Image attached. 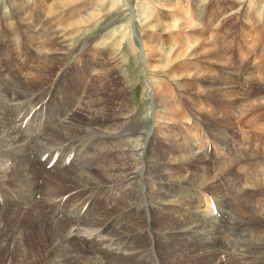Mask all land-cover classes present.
<instances>
[{
  "label": "rangeland",
  "instance_id": "374dc122",
  "mask_svg": "<svg viewBox=\"0 0 264 264\" xmlns=\"http://www.w3.org/2000/svg\"><path fill=\"white\" fill-rule=\"evenodd\" d=\"M258 29L263 31L259 34L260 36L258 35L260 37L257 44L258 48L254 49V53H250V35L253 32L257 33ZM46 39L61 41L60 46H62L63 51L68 52L66 58L69 57V60L71 55L73 57L67 64L66 62L63 63V66L66 64L64 67L72 63L68 70L69 75L66 83H60L57 87L59 93L60 86L65 84L64 86L68 91L65 92L64 90L62 93L68 101H71L69 92L70 75H73L75 69L79 72L78 67L81 65V62L77 60L84 56L82 63L85 62L87 67V65L90 66V61L94 64V56L100 57L102 64L105 62V64L112 65L109 67L110 78L102 83H99V79L102 80V77L96 78L94 85H92L97 88L94 91L96 98L99 97L94 101V105L100 107L102 102L104 106V110L98 112L97 118L99 120L109 117L114 112V109L109 110L110 107L116 108L119 104V108H125L124 117L135 118V126L133 127L148 135L150 139L153 134L159 137L160 140L158 139V142L156 141L151 145L153 151L158 150L159 160L166 158L169 153L180 159L184 156L185 150H191L193 144L197 147L201 146L199 154L203 160L171 165L175 171L182 173L186 169L188 170L185 172L187 174L194 171L196 173L209 172L208 163L211 160L213 161V158L217 160L226 156V152L223 155L221 153L220 139L225 137L236 139L238 134H242L245 129L253 125L255 131L252 140H257V144L260 145H258V149L264 148V0H0V58L2 60L0 61V67L2 66V71L5 68L8 70L5 73L6 79L10 81L14 79L13 70L16 69L17 65L24 63L28 64L29 68L34 67L42 51L41 48L37 47L38 49H36L29 40H37L40 43L38 46L46 44V47H49ZM51 46H54V43ZM220 50L222 51L220 52ZM89 52L94 54V56H90V61L86 57ZM62 54L59 53V55ZM41 60L43 64L40 65V68L49 67L48 69H51L47 70V76L44 80L53 79L56 74L53 70H56L54 67L56 68L57 62L55 60H51V62L45 60L43 62L42 57ZM13 62H16V66L12 68L11 63ZM252 67L256 68L255 75L259 85L251 89L247 83V76L250 74ZM84 68L83 66V70ZM26 69L27 67L19 70L21 79H29L28 70ZM93 77H97V75L93 74ZM56 78L50 85H44V87L51 86L52 88L46 102L47 108L36 115L31 114L29 121L23 120L26 115H30L26 110L27 103L26 106L24 104V108L21 105L14 110H12V104L15 100L5 98L8 101V110H5L4 105L0 103V117L8 123L14 135L18 132L20 123L23 121L27 122L29 126L30 123L38 121V117L52 116V113L48 112L47 109H56L61 114V109L65 106L55 96ZM40 83H45L42 81V76L33 84L37 86ZM15 87L16 83L11 86V93H14ZM110 99L116 101V103L113 105ZM1 101L2 98H0ZM25 101L26 99H24ZM248 104L255 107L241 116L238 113L240 106L244 107ZM107 105L110 107L107 108ZM165 106L169 107L166 108ZM18 111L19 113L16 115ZM22 113L24 115L19 118ZM61 116L63 117V115L58 114L57 118ZM76 119L77 121H74V123H81L79 117H76ZM237 127H241L242 131ZM250 129L252 128L250 127ZM74 130L72 134L79 133L77 127ZM54 133L48 141L55 142L66 139V137L61 136L62 131L55 133L61 136L59 138H55ZM90 136L92 137V135ZM170 137H175L176 140L174 141ZM92 138L94 139V137ZM21 140L23 141V139ZM86 142L87 140H82L80 144L73 145V143L70 145V142H66L61 145L65 147L68 144L66 148L70 145L69 147H77L82 152L83 150L87 151L90 146L89 155L87 154L89 162L82 163V167L89 165L88 167L93 169L102 162L108 165L110 160L102 158L92 160V157H94L92 152L97 150L96 143L90 145ZM24 144L28 154L29 151H33L34 154L39 152L35 145L31 144L29 146L25 142ZM204 149L208 150L207 158ZM28 158H30L29 155ZM261 159L257 161L259 165L257 164L256 170L261 175L258 183L260 184L261 181L264 184V158ZM37 160L33 158L31 163L40 174L38 178L33 180L31 185L38 183V179H42V173L51 172V170H63L59 169V164L45 170L46 164H34ZM81 160H78L77 163ZM53 163L54 160L49 162V165L52 166ZM156 170L152 172L153 175H156ZM96 171H100V169L98 168ZM163 171L168 172L167 169ZM210 171L215 177L214 180L219 182V191H221L228 190V184L223 177H226L229 182L233 181V184L239 183L240 185L247 169L237 172L235 168L223 170L213 167ZM54 174L50 175L52 181L47 180L48 182L63 181L61 184L66 185L72 183V177L66 172H62V175ZM170 178L165 180H170ZM168 183L171 184L170 192L164 193L175 196L173 203L180 205L186 199L191 198L190 195L185 193L187 185H180L173 181ZM39 186L41 188L44 186L43 180H41ZM1 187L5 189L8 188V185H1ZM103 187L105 186L79 188L69 199L71 201L69 206L70 216L65 215L63 219L54 214L53 210L56 206L47 207L43 203L32 207L38 210L33 211L32 215L27 218L18 213L22 210L19 206L4 210L5 213L1 216L3 223L0 230V264H21L20 258H23L25 245L35 246V254L38 258L36 264H50L51 257L43 251V247H39V250L36 249L39 245L38 240H40L37 234L41 230L37 228L33 230L29 227L32 218L38 216L39 213L41 217L50 214L66 226L72 227L68 220H73L78 216L76 215L73 218V213L85 200L87 190L89 188L100 190ZM143 188L145 187L143 186ZM260 188H263V191L262 193L257 192L258 197L264 199V186H260ZM205 189L207 188L201 187L200 193L197 192L196 201L198 203L201 201V207L210 212L211 206H208L207 196L201 192L202 190L206 192ZM251 192V190H247L244 195H238V200L246 201L251 197ZM41 198L42 196L39 200ZM109 202L101 198L93 199L88 205L89 210H93L92 216L98 213L102 206H107L106 204H109ZM210 203L212 202L210 201ZM2 205L3 201L1 199L0 206ZM116 205L117 202L112 208ZM157 205L160 206V204ZM189 206L193 208L192 203ZM221 206L224 207L222 204ZM171 208L173 213L178 209L177 206ZM194 209L199 210L198 208ZM167 215L171 216V212H167L164 218H160V220L164 221ZM241 218L247 223H252L255 226L254 228L262 226V222L254 218L252 214L241 215ZM173 219L185 226V223L181 220ZM157 224L163 225L165 222H157ZM123 225L124 227L120 226L119 231L127 229L128 225H125V223ZM174 225L176 224H171L170 228ZM95 229L96 227L93 231ZM93 231L87 230L83 234L88 236ZM210 231L215 230L211 229ZM179 234L193 240L195 245H201L199 240H206V238L199 237L198 231H185ZM212 236L215 238V234ZM5 237L7 240L10 239L8 244L3 241ZM104 237L105 235H100L96 239L99 240ZM127 240L129 245L131 240L130 238H127ZM224 241V238H219L215 247L220 246ZM95 242L97 241H92L89 244L84 243L86 249L92 250ZM84 244L81 242L75 248H82ZM107 246L105 244L104 248L98 250L100 256H104L106 261L112 260L127 264L126 256L114 255L110 252L107 257L106 253H109L105 249ZM192 248L189 251L191 254L193 251L195 256L197 251L200 250H197L194 246ZM209 250V248H204L205 253H209ZM159 253H161V250ZM62 254L63 262H60V264H71L67 254L65 252ZM220 257L224 264L229 260L226 253H219L218 250L215 259L218 260ZM196 258H200L199 255ZM74 261L73 259L72 262L74 263ZM204 262L208 261L203 260L198 264H209ZM193 263L194 261L187 262V264Z\"/></svg>",
  "mask_w": 264,
  "mask_h": 264
},
{
  "label": "bare ground",
  "instance_id": "6f19581e",
  "mask_svg": "<svg viewBox=\"0 0 264 264\" xmlns=\"http://www.w3.org/2000/svg\"><path fill=\"white\" fill-rule=\"evenodd\" d=\"M259 30L257 33L253 32L250 35V53H254V49H256L260 39L258 35L263 32ZM46 41L47 44L49 43V47H46V44L38 46L40 43L37 40H29L36 49L41 48L42 53L39 54V59L32 68H29L28 64L24 63L17 66L16 62L11 63L12 68L16 66V69L13 70L14 79L12 81L5 77V73L8 70L5 68L2 71V66L0 67V98H2L0 103L4 105L5 110L9 108L6 99L11 98V100H15L12 104V110L18 109L21 105L24 108L27 103L26 110L32 115L44 111L48 106L46 102L52 89L51 86L44 87V85H50L55 77H57L55 96L65 106L61 109V114L56 109H47L48 112L52 113V116L38 117L39 120L30 123L29 126L27 122L22 125L25 121H21V131L19 133L18 130L16 135L23 139L27 145H35L37 150H39L35 154L33 151H29L28 154L24 142L12 133L8 123L0 117V186L8 185V188H0V200L2 199L3 201V205L0 206V230L2 229L3 219H1V216L5 213L4 210L19 206L22 210L18 211V213L27 218L32 215L33 211L38 210L32 207L43 203L47 207L56 206L53 210L54 214L63 219L65 215L70 216L69 206L71 201L69 199L79 188L105 186L100 190L95 188L87 190L85 200L82 201V204L73 213V218L76 215L78 216L73 220H68L72 227L66 226L62 221L50 214L41 217L39 213L38 216L32 218L29 227L33 230L35 228L41 230L37 234L40 240H38L39 245L36 249L43 247V251L47 252L51 257L49 260L50 264H60V262H63L62 253L64 252L71 260V264H76L77 262L79 264H121L118 261H106L104 256H100L98 250L104 248L105 244L108 245L105 249L109 251V253H106L107 257L110 252L114 253V255L126 256L127 264H187V262L191 261H194L193 264H198L203 260L208 261L204 263L209 264H224L221 257L218 260L215 259L218 250L219 253L227 254L229 260H227L226 264H264V199H260L257 193L258 191L262 193L263 188L261 189L260 186L262 187L264 184L261 181L260 184L258 183L261 175L256 170V167L259 165L257 163L258 159L264 158V148L258 149L259 144H257V140H252L255 131L253 128L255 126L252 124L253 126H250L252 129L250 127L245 129V131L243 129L244 132L240 133V135L238 134L236 139H233V137L232 139H228L227 137L221 138L219 141L222 145L221 153L223 155L226 152V156L217 160L213 158V161L207 162L208 170H211L213 167L223 170L235 168L237 172L247 169L240 185L239 183L233 184V181L229 182L226 177H223L228 184V190L219 191L220 184L214 180L215 177L210 170L209 172L202 171L200 173L194 171L196 174L191 171L192 173L187 174L185 173L188 171L186 169L182 173H179L171 167V165L179 163L203 160L199 154L201 146L197 147L193 144V147L190 148L191 150H185L184 156L180 159L169 153L166 158L159 160L158 156L160 155L158 150L153 151V147H151L154 142L160 140L159 137L153 134V139L152 137L150 139L148 135L133 127L135 126V118L124 117L125 108H119V104H117L116 108L107 105V108L110 107L109 110L114 109V112L107 118H101V120L97 118L98 112H102L104 106L102 102L100 107L94 105V101L99 99V97L96 98L94 91L97 88H94L92 85H94L93 83L96 78L102 77V80L99 79V83L110 78L109 67L112 64H105V62L102 64L100 57L94 56L92 52H89V55L87 54L86 57L90 61V56H94V64L90 61V66L87 65L86 67L85 62L82 63L83 56L80 60H77L81 62V65L78 67L79 72L75 69L73 75H70L69 83L71 84L69 85V92L71 101H68L62 93L64 90L65 92L68 91L64 86L65 84L60 86V92L58 93L59 89L57 87L60 83H66L69 75L68 70L72 63L67 67L64 66L73 57L71 55L69 60V57L66 58L68 52L63 51L62 46H60L61 41L57 42L55 39H46ZM53 43L54 46H51ZM60 52L63 54L59 55ZM152 52L154 51L152 50ZM41 57L44 59L43 62L45 60H50V62L51 60H55L57 62L56 68L53 66L56 69L53 70L56 73L53 79L46 78L47 80H44L47 76V70L51 69H48L49 67L40 68V65L43 64L41 63ZM0 61H2L1 58ZM65 62L66 64L63 66ZM220 62L222 61L220 60ZM83 66L85 67L84 70ZM26 67L29 79H21L19 70ZM255 73L256 68L252 67L250 74L247 76V83L251 89L259 85ZM93 74L97 75V77H93ZM41 76L42 81L45 83L34 86L33 83ZM14 83H16L15 91L11 93L10 88ZM24 99H26L25 102ZM22 101L23 103H21ZM110 102L113 105L116 103V101L111 99ZM253 107L255 106L252 104L244 105V107L240 106L238 113L241 116L245 115V112H249L248 110H252ZM58 114L63 115V117L57 118ZM76 117L80 118L79 122L81 123H74V121H77ZM22 126L24 128H21ZM76 127L79 133L72 134V131H75ZM237 128L241 129V127ZM59 131L63 132L61 136L66 137L64 141H48L54 132L58 133ZM55 133V138L61 137ZM170 138L174 139V141L176 140L175 137ZM82 140H87L86 144L90 143V145L96 143L97 150L92 152L94 156L92 160L98 158L110 160L108 165L102 162L99 166L93 167V169H90L89 165L82 167V163L89 162L88 152L91 149L90 146L87 151L83 150V152L77 147H69L73 143V145L82 143ZM66 142H70L68 148H66L68 144L65 147L61 145ZM204 151L207 158L209 154L208 150L204 149ZM28 155L30 158H28ZM33 158L38 159L34 162L35 165L46 164L45 170H49L57 166V164H59V169L63 170H51V172L42 173V179H38V183L31 185L33 180L38 178L40 174L31 163V159ZM80 159L82 160L77 163ZM52 160H54V163L50 166L49 162ZM98 168L100 171H96ZM155 169H157L155 171L156 175H153L152 172ZM165 169L168 172L163 171ZM62 172H66V174L72 177V183L66 185L64 183L61 184L63 181L48 182L49 180L52 181L51 174L62 175ZM169 178L170 180H165ZM41 180L44 181L42 188L39 186ZM170 181L184 186L187 185L185 193L190 195L191 198L186 199L180 205L173 203L175 196L164 193L170 192L171 184L168 183ZM142 184L145 188H143ZM201 187L207 188L205 190L208 193L203 190L201 192L207 196L208 206L212 205L214 207H210V212L201 207V201H199L200 203L196 201L197 192L201 190ZM247 190L252 191L251 197L246 201L242 199L238 200V195H244ZM40 193L42 196L41 200H39L41 197ZM99 198L110 202L109 204L105 203L107 206H102L100 211L92 216L93 210H89L88 205L93 199ZM112 202L113 204L111 205ZM116 202L117 205L112 208ZM191 203L193 204V208L189 206ZM157 204H160V206ZM174 206L178 208L175 213L172 212L173 209L171 208ZM194 208H198L199 210ZM167 212H171V216L167 215L166 219L161 221L160 218L163 219ZM247 214H252L254 218L262 222V226L254 228L255 226L252 223H247L241 218V215L247 216ZM173 218L181 220L185 223V226ZM157 222H165V224L159 225ZM48 223L51 225L47 226L46 224ZM124 223L128 225L127 229L119 231L120 226L124 227ZM171 224L176 225L170 228ZM95 227L96 229L93 231ZM211 229L215 231L209 232ZM87 230L93 232L87 236L83 234ZM185 231H198L199 237L206 238V240H199L201 245H195L193 240L179 234ZM213 234H215V238L212 236ZM100 235H105V237L97 240L96 238ZM127 238L131 240L129 245ZM219 238H224L225 241L220 246L215 247ZM9 240L5 237L3 241H6L4 243L8 244ZM92 241H97L93 244V249H86L84 243L89 244ZM81 242L84 246L82 245V248H75ZM28 246L25 245L23 248V258H20V263L36 264L38 258L35 254V246ZM192 246L200 250L197 251L195 256L193 255V251L192 254L190 252ZM205 247L210 249L209 253L204 252ZM160 250L161 253H159ZM198 255L200 258L195 259ZM73 259L75 260L74 263L72 262Z\"/></svg>",
  "mask_w": 264,
  "mask_h": 264
}]
</instances>
